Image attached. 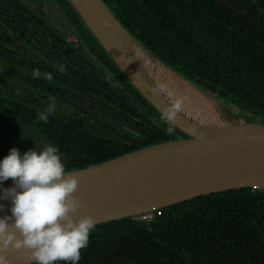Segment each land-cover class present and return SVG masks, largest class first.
<instances>
[{
    "label": "trees",
    "instance_id": "trees-1",
    "mask_svg": "<svg viewBox=\"0 0 264 264\" xmlns=\"http://www.w3.org/2000/svg\"><path fill=\"white\" fill-rule=\"evenodd\" d=\"M57 1L83 47L23 0H0V22L7 28L0 27V77H14L31 91L27 97L0 91V161L17 125L58 147L66 170L186 136L131 84L129 96L114 87L108 75H125L71 1ZM104 1L151 53L233 114L243 118L239 108L264 114V0ZM35 69L52 73V81L33 79ZM50 98L80 114L54 113L47 123L39 121ZM110 106L123 115L109 117ZM95 122L115 136L97 132ZM78 264H264V191L215 192L155 211L150 220L97 224Z\"/></svg>",
    "mask_w": 264,
    "mask_h": 264
},
{
    "label": "water",
    "instance_id": "water-1",
    "mask_svg": "<svg viewBox=\"0 0 264 264\" xmlns=\"http://www.w3.org/2000/svg\"><path fill=\"white\" fill-rule=\"evenodd\" d=\"M70 1L98 43L123 72L126 84L139 91L159 113L175 102L186 101V96L182 95L184 89H181V96L174 100L170 98L172 86L159 85L162 81L155 76V68L164 69L191 85L212 105L211 115L217 120L200 122L203 119L199 115L193 118L180 108L171 124L186 136L66 170L79 178L75 195L84 204L74 216L92 215L97 225L127 217L137 218L215 192L241 188L264 191V124L246 122L237 115H230L232 111L221 101L151 53L104 0ZM0 27L7 29L1 22ZM210 96L221 102L219 106H214L215 101ZM194 102L195 107H202L199 102ZM45 146L53 145L39 144L35 149L42 152ZM58 154L62 160L63 156ZM13 186V181H9L0 188ZM3 205L0 217L11 215L12 201L8 199ZM6 255L10 264H35L26 249H10Z\"/></svg>",
    "mask_w": 264,
    "mask_h": 264
},
{
    "label": "clouds",
    "instance_id": "clouds-1",
    "mask_svg": "<svg viewBox=\"0 0 264 264\" xmlns=\"http://www.w3.org/2000/svg\"><path fill=\"white\" fill-rule=\"evenodd\" d=\"M63 71V66L60 67ZM33 79L52 81L50 72L35 69ZM37 119L48 122L56 111L55 99ZM179 102L171 104L161 119L171 124L179 113ZM166 131L171 134L173 128ZM58 147L30 149L23 154L12 148L0 161V185L11 179L14 186L3 189L0 199L12 201L11 215L0 217V264H10V249L30 251L35 264H58L60 261L78 264L81 250L89 243L96 218L92 215L77 218L74 213L84 204L75 195L79 178L66 172ZM4 208L0 204V210ZM14 221V222H13Z\"/></svg>",
    "mask_w": 264,
    "mask_h": 264
},
{
    "label": "rangeland",
    "instance_id": "rangeland-1",
    "mask_svg": "<svg viewBox=\"0 0 264 264\" xmlns=\"http://www.w3.org/2000/svg\"><path fill=\"white\" fill-rule=\"evenodd\" d=\"M28 6H30L31 8L36 9L37 11L43 13V16L45 17V19L47 20V22L54 26L57 29H61L63 33L67 34L69 39L76 42L78 47H83L84 45L81 43V39L76 36V28L75 26L71 25L72 21L69 18H66L64 13H63V8L61 5L58 4L57 0H23ZM80 39V40H79ZM91 41V39H90ZM92 42V41H91ZM99 63V62H98ZM110 77V75H108ZM8 78V77H7ZM2 78L0 77V91H4L5 93H9V94H15L16 96H21V97H27L30 95L31 91L27 86L24 85H19V82L16 80V78ZM115 87H118L119 90L121 92L125 93L129 96L132 93V90L127 87L126 81H122L121 83H119L118 81H115L114 83ZM211 97V96H210ZM213 98V97H211ZM47 99V97H46ZM130 100H132V98H130ZM215 101V105L214 106H219V102L218 100L214 99ZM136 107L138 106L139 111H141V107H144L142 103H135ZM55 108L56 111L55 113L57 114H67V112L70 113V111H72V109L68 108V107H62V105L60 103H57L55 101ZM235 108V107H234ZM227 110V109H225ZM238 111L244 112L245 115L242 116L243 118H241L242 120L246 121V122H256V123H260V124H264V114H254V113H249L247 110H242V109H238ZM230 113V112H228ZM151 114V113H149ZM108 116L112 117L110 115V113H107ZM230 115H237V114H232L230 113ZM239 117V115H237ZM101 118L105 119L104 115H100ZM102 121V120H101ZM113 122V121H112ZM121 127H124L123 125H121ZM93 128H96L97 132L101 131V133H103L104 135H108V136H115V133L113 134L112 130L109 129L108 127H106L104 124L102 123H97L95 122L93 124ZM128 128V127H127ZM17 132L14 134V138H17V135H21V137H27L29 135V137H31V139H34L32 136L34 134L29 133V131H26L25 128L21 125H17ZM120 131H118L117 133H119ZM128 134V133H127ZM23 135V136H22ZM14 138H9L7 137V144L2 146V149L5 147L7 149H11L12 145L14 144V142L19 141L18 139H14ZM11 140H13V143H10ZM6 156V155H4ZM4 156L2 158H4Z\"/></svg>",
    "mask_w": 264,
    "mask_h": 264
},
{
    "label": "bare ground",
    "instance_id": "bare-ground-1",
    "mask_svg": "<svg viewBox=\"0 0 264 264\" xmlns=\"http://www.w3.org/2000/svg\"><path fill=\"white\" fill-rule=\"evenodd\" d=\"M155 76L162 81V83H159L160 86H172V95L170 98L173 100L176 97L181 96L180 90L184 89L182 95L186 96V101L180 102L183 111L189 113V115L193 118H196L199 115L201 119H203L200 120V122H217V120L213 119V116L211 115V112H213L211 109L212 105L207 101V99L199 95V93L191 85L165 71L164 69L155 68ZM194 101L199 102L202 107H195L196 103ZM3 189L4 188H0V197L3 196ZM4 201L6 200L0 199V204H3Z\"/></svg>",
    "mask_w": 264,
    "mask_h": 264
},
{
    "label": "flooded vegetation",
    "instance_id": "flooded-vegetation-1",
    "mask_svg": "<svg viewBox=\"0 0 264 264\" xmlns=\"http://www.w3.org/2000/svg\"><path fill=\"white\" fill-rule=\"evenodd\" d=\"M2 23V22H1ZM98 62H99V60H98ZM101 62V61H100ZM108 69H107V71H108V73H111V72H113L114 71V69L113 68H111V67H107ZM110 75V78H113L114 80H113V83L115 82V81H118L119 83H121L122 81H126L125 79H123L122 77H119L118 75H117V73L116 72H114V73H112V74H109ZM113 76H115V77H113ZM112 83V84H113ZM114 85V84H113ZM127 87H129L128 86V84H125ZM115 87V86H114ZM117 90L119 89L118 87H115ZM130 88V87H129ZM131 89V88H130ZM132 93H134L133 91H132ZM46 96V95H45ZM138 102V100H136V103ZM62 105H65L66 106V102H62ZM141 111H142V109H141ZM70 113H72V114H75V115H79L80 114V112L78 111H76V112H74L73 110L72 111H70ZM108 113H110V115L112 116V118L116 115V114H118L119 116H122L123 114H120V111L118 110V111H116V109L115 108H113L112 106H110V108L108 109ZM100 114H102V113H100ZM110 117V116H109ZM101 120H105V119H103V118H100ZM112 122V121H111ZM114 122V121H113ZM124 127H127L125 124H123V123H121ZM120 124V125H121ZM14 130V129H13ZM29 131V130H28ZM15 133H18L17 131H15L14 130V132L13 133H11V135H13V134H15ZM125 135V134H124ZM23 136V135H22ZM13 137V136H12ZM11 137V138H12ZM17 138H14V139H18L19 141H17L16 140V142H14V144L12 145V148H17L20 152H21V154H23L24 152H26V151H28V150H30V149H33V148H35V147H37L39 144H41V145H49L50 143H48L47 141H45V140H43V139H41V138H39V137H36V138H34V139H31V137H29V135L27 136V137H21V135H17L16 136ZM123 138L125 137V136H122ZM10 143H13V140H11V142ZM51 145V144H50ZM11 148V149H12ZM10 153V152H9ZM8 153V154H9ZM7 154V155H8ZM61 154V153H60ZM62 155V154H61ZM63 156V155H62ZM63 159H64V157H63ZM62 159V160H63Z\"/></svg>",
    "mask_w": 264,
    "mask_h": 264
},
{
    "label": "built area",
    "instance_id": "built-area-1",
    "mask_svg": "<svg viewBox=\"0 0 264 264\" xmlns=\"http://www.w3.org/2000/svg\"><path fill=\"white\" fill-rule=\"evenodd\" d=\"M137 218L150 220V219L153 218V213H147V214H144V215L139 216V217H137Z\"/></svg>",
    "mask_w": 264,
    "mask_h": 264
}]
</instances>
